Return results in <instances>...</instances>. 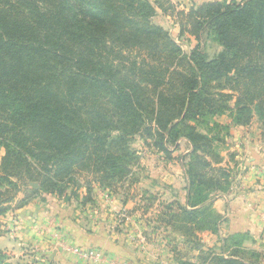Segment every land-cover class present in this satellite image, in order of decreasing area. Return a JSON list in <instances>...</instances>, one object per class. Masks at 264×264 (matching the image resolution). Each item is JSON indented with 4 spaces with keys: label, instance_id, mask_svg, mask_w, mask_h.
Wrapping results in <instances>:
<instances>
[{
    "label": "trees",
    "instance_id": "1",
    "mask_svg": "<svg viewBox=\"0 0 264 264\" xmlns=\"http://www.w3.org/2000/svg\"><path fill=\"white\" fill-rule=\"evenodd\" d=\"M174 11L171 0H0V215L18 183L39 186L16 209L42 193L63 196L60 182L82 171L102 188L131 187L136 136L166 156L183 138L186 205L163 203L157 227L198 252L196 262L179 264H256L246 234L220 239L227 256L199 235L218 233L212 203L233 177L218 151L229 125L215 118L264 121V0ZM158 12L176 16L180 36L205 31L221 52L184 53L153 22ZM97 98L105 107L92 108Z\"/></svg>",
    "mask_w": 264,
    "mask_h": 264
},
{
    "label": "crops",
    "instance_id": "2",
    "mask_svg": "<svg viewBox=\"0 0 264 264\" xmlns=\"http://www.w3.org/2000/svg\"><path fill=\"white\" fill-rule=\"evenodd\" d=\"M190 1V6H193L223 0ZM230 132V143L236 145L240 157L238 164L234 165L236 172L231 188L225 194L218 195L212 203L222 220L217 234L205 232L199 238L206 243L204 245L214 247L222 238L238 233L246 234L248 240L243 247L261 252L264 248V150L261 152L259 148V151L254 149L250 143L252 135L247 127L235 126ZM228 165H231L230 162ZM155 167L149 166L150 174L144 177V180L151 181L145 190L153 193V189H156L160 191L158 196L164 197L163 201H176L185 206L186 185L178 188L174 184L178 181L177 176L166 172L153 174L157 171ZM94 188L88 191L89 194L82 189L80 195L74 197L47 194L32 199L12 212L13 221L9 214L0 216V254L8 255L7 263L94 264L82 261L64 250L65 247H80L99 250L103 255L99 264H179L172 253L164 256V246L161 247V244H157L158 249L153 250L150 244L142 246L138 232L134 233V237L129 231L130 234H125L119 230L121 226L114 229L116 216L121 209L131 211L132 216L137 214L135 201L126 196L124 188H103L100 195ZM101 194L107 195V198ZM156 228V231H161V228ZM149 231L146 228L143 235L148 236ZM181 242L178 238L174 242L176 250L177 244ZM150 248L153 254L146 253Z\"/></svg>",
    "mask_w": 264,
    "mask_h": 264
},
{
    "label": "rangeland",
    "instance_id": "3",
    "mask_svg": "<svg viewBox=\"0 0 264 264\" xmlns=\"http://www.w3.org/2000/svg\"><path fill=\"white\" fill-rule=\"evenodd\" d=\"M223 1H230V0H223ZM236 1L242 2L244 0H236ZM171 4L174 6V10H175L174 14L178 11L187 12L189 8L191 7L190 0H171ZM174 14L168 13L164 15L161 12H158L157 16L153 19V22L163 27V29H165L169 33L170 37L180 46V48L182 49L184 53H189L195 47H198L200 51L205 53L208 59H212L216 57L219 52H221L222 48L218 46L215 42L207 38L205 31L201 32L198 35L197 39L190 37V35L188 34L180 36L179 27L175 24L177 18ZM124 56L127 57V55H124ZM104 104L105 103L102 100L97 98V100L92 104L93 105L92 108L105 107ZM86 108L87 106L85 107V109ZM88 108H91V106H88ZM215 121L224 126L229 125L228 136L224 138V144L218 145V151H219V154L224 159L222 165L229 166L228 162H230L231 164L229 167L231 168L233 172L232 173L233 174L232 182H233L234 174L236 172V168L234 167V165L238 164L239 157H240L239 151L235 149L236 145L233 146L230 143V140H231L230 131L235 126L230 124V121L227 115L217 117L215 118ZM242 127H247L250 132V136L252 135L251 136L252 141L250 143L252 144L254 149H256V151H259V149H261V152H263L262 150H264V121H261L256 116H253L250 122L247 125L242 126ZM130 147L136 153V156L138 157L137 164L132 167V171L134 172L136 178H138V184H134L131 187H129L128 184L126 183L125 190L127 192L126 196H129V198L132 201H135L134 208L137 214H133L132 216L131 211H127L125 209L126 211L125 212L123 211L124 209H121L118 212V215L116 216V223H115L114 229L121 226V229L119 228V230H121L122 232H125V234L126 233L130 234L129 232H131L132 234L130 235L134 237H135L134 233L138 232L139 236L141 237L142 246L144 244H148V245L150 244L152 245L151 248L153 250L158 249L157 244H161V247L164 246L162 247L163 252H165L164 256L166 254L172 253L173 258L175 256L177 257V258H174L177 261L178 260H186V261L191 260V261L196 262L197 257H198V252L193 249H190V245L188 246L187 244L183 245V243L177 244L178 245L177 250L175 249V251L173 252V249L175 246L174 242L177 240V238L171 233L170 229L163 230V228H161V231H156V230L151 229L152 226L159 225L156 220L157 216L159 212H162V207H161L162 204L168 203V202L163 201L164 200L162 199L163 196H158L160 191H157L156 189H153L155 190V192L153 193L146 191L145 188L149 187V185L151 184V181L149 182L147 180H144V177L150 174L148 171L149 166L153 167L154 165H156L155 168L157 171L154 172L153 174L160 175V172H166L167 174L177 176L178 181L174 184H176L178 188H182L183 185H186L183 163L181 161L190 150V146L187 140L180 138L178 142L176 143L175 147L169 146L168 149L171 152L169 156H166L165 154H161L157 152L158 150L155 147H152V146L148 147L142 141V139H140L138 136H136L134 140L130 143ZM3 153H4V149L0 148V156H3ZM148 153H151L150 156L147 155ZM72 177H73L72 181H68L65 179L64 181L60 182V186H64L63 196L64 195L65 196L69 195L71 197L78 196L82 192V189H84V192L86 194H89L87 187H90L89 189H92L94 188L93 187L94 185L96 186L94 190L96 189L97 193L100 195L103 188L98 186L97 183H95L94 181H92L94 179V175L92 173L89 174V173H86L85 171H82L79 173H75V175H73ZM13 181L16 182L15 180ZM88 182H90V184ZM33 185H36V187H34ZM18 186H19V191L16 193L15 199L11 201V203L8 205L9 209L5 213V214H9V217H11L12 212H14L16 207H18L20 200H22L26 196H27L26 198L28 197L30 198L32 196L30 193V190L32 188L38 189L39 185L38 183H32L28 181L26 182V184L18 183ZM177 186L175 187L177 188ZM43 195H47V194L42 193L37 196H34L32 199L34 200L36 198H40ZM52 195H55V194H52ZM107 195L101 194V196L106 197V198H107ZM148 196H151L155 200L153 201L151 200L152 202H149L150 200H148L149 198ZM145 206H148L147 210H145ZM122 213H124L123 218L120 217ZM0 216H3V215H0ZM132 217H135V218L132 219ZM127 220H129V222L127 225H125ZM148 221H149V225L147 224ZM118 223L120 224V226H118ZM146 228H149L150 230L149 231L150 233L148 234V236H146L145 234L143 235V232L146 231ZM200 242H201L200 244H202L204 247L213 248L218 254L220 253L223 256H227L229 253V249H231V247L228 249L230 245H227L228 247L226 249V252H219L218 250V247H220L219 244L214 247H208L204 245L206 243L203 242V239ZM219 243H220V240H219ZM151 248L146 250L147 254H151V253L153 254V252L149 251L151 250ZM250 251L256 252L254 250H250ZM258 253H260L261 257L257 259L256 264H264V248L261 250V252H258ZM251 259H254V258H251ZM8 260L9 258L7 254H0V264H9L7 263Z\"/></svg>",
    "mask_w": 264,
    "mask_h": 264
},
{
    "label": "built area",
    "instance_id": "4",
    "mask_svg": "<svg viewBox=\"0 0 264 264\" xmlns=\"http://www.w3.org/2000/svg\"><path fill=\"white\" fill-rule=\"evenodd\" d=\"M123 211H125V209ZM124 213H122L120 215L121 218L124 217ZM11 218H12L11 220L13 221L14 216H11ZM120 221H122V220H120ZM118 226H120L119 223H118ZM64 250L70 254L77 256L82 261H87L90 263H94V264L98 263L99 264L103 260V255L101 254V252L99 250H97L95 248L82 249L80 247H65Z\"/></svg>",
    "mask_w": 264,
    "mask_h": 264
},
{
    "label": "water",
    "instance_id": "5",
    "mask_svg": "<svg viewBox=\"0 0 264 264\" xmlns=\"http://www.w3.org/2000/svg\"><path fill=\"white\" fill-rule=\"evenodd\" d=\"M34 187H36V185H33Z\"/></svg>",
    "mask_w": 264,
    "mask_h": 264
}]
</instances>
